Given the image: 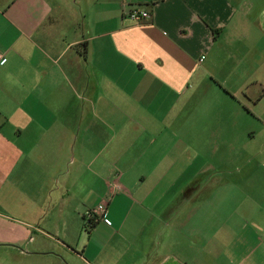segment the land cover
<instances>
[{
    "label": "crops",
    "instance_id": "crops-1",
    "mask_svg": "<svg viewBox=\"0 0 264 264\" xmlns=\"http://www.w3.org/2000/svg\"><path fill=\"white\" fill-rule=\"evenodd\" d=\"M0 53V193L56 226L104 204L84 264H264L263 222L200 220L180 166L263 99L264 0H0Z\"/></svg>",
    "mask_w": 264,
    "mask_h": 264
},
{
    "label": "rangeland",
    "instance_id": "rangeland-1",
    "mask_svg": "<svg viewBox=\"0 0 264 264\" xmlns=\"http://www.w3.org/2000/svg\"><path fill=\"white\" fill-rule=\"evenodd\" d=\"M248 86L238 95L247 114L236 116L238 104L232 102L230 141L221 147H200L199 157L198 151L193 158L186 153L180 165L188 169L181 181H188V188L198 191L192 202L201 207L198 218L214 221L216 226L229 223L233 236L240 234L244 222L252 227L261 226V221L264 224V96L255 104L247 98ZM260 90L264 93V85ZM198 133L207 136L202 129ZM198 168V178L190 180L189 173ZM22 200L0 193V264H84L76 256V252L83 254L77 242L88 238L97 216L74 215L66 222L62 216L57 226L51 225L35 220L42 207L35 208L25 198ZM252 227L248 229L249 236L257 232ZM257 230L264 235V229Z\"/></svg>",
    "mask_w": 264,
    "mask_h": 264
},
{
    "label": "built area",
    "instance_id": "built-area-1",
    "mask_svg": "<svg viewBox=\"0 0 264 264\" xmlns=\"http://www.w3.org/2000/svg\"><path fill=\"white\" fill-rule=\"evenodd\" d=\"M127 15L136 23L147 22L151 18V13L145 9L140 7H134L127 11ZM204 56L201 57V60ZM6 59L3 54L0 53V64L5 63ZM106 210V206L104 204H100L93 212L89 213L90 216L97 215L99 217H103Z\"/></svg>",
    "mask_w": 264,
    "mask_h": 264
}]
</instances>
